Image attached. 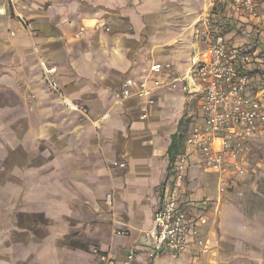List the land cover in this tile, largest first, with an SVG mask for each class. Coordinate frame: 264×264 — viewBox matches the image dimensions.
<instances>
[{
    "label": "crops",
    "instance_id": "crops-1",
    "mask_svg": "<svg viewBox=\"0 0 264 264\" xmlns=\"http://www.w3.org/2000/svg\"><path fill=\"white\" fill-rule=\"evenodd\" d=\"M257 5L259 19L221 0H22L17 11L31 37L0 0V264H101L106 254L112 264L195 263L194 252L156 253L143 239L172 190V138L185 148L201 120L203 89L192 70L216 34L230 49L251 51L248 95L264 103V81L253 76L264 68V0ZM39 58L57 67L62 93L91 120L49 91ZM155 63L175 87L159 89L142 119L141 100L116 102L115 93ZM252 145L254 192L263 198L253 209L226 201L191 153L180 200L217 205L201 229L210 240L201 264H264V159L255 154H264V135Z\"/></svg>",
    "mask_w": 264,
    "mask_h": 264
},
{
    "label": "built area",
    "instance_id": "built-area-1",
    "mask_svg": "<svg viewBox=\"0 0 264 264\" xmlns=\"http://www.w3.org/2000/svg\"><path fill=\"white\" fill-rule=\"evenodd\" d=\"M21 1L9 0V3L33 37L32 28L17 11ZM221 3L230 12L260 18L257 0H221ZM106 30L110 31L109 28ZM253 63L251 52L230 49L224 36L216 34L209 42L205 58L193 68L192 76L203 89L202 115L185 138V148L176 154L172 190L154 214V230L146 233L143 239L145 245L154 241L156 253L164 250L179 254L194 252V264H201L200 257L210 250V240L202 237L201 229L208 224L216 202L187 199L183 203L180 200L192 151L200 156L206 171L217 177L222 194L250 174L254 156L252 142L264 135V103L257 96L248 95L251 83L249 70ZM39 64L49 91L60 98L66 109L79 113L83 120H91L86 107L62 93L55 77L57 67L43 58H39ZM165 72L164 65L155 63L143 75L126 78L115 93L116 102L141 100V118L147 119L159 89L167 85L175 87V81H161L160 77ZM107 119L108 116L104 115L92 123L100 127ZM154 254H149L151 259L156 257ZM100 258L101 264H112L108 254Z\"/></svg>",
    "mask_w": 264,
    "mask_h": 264
},
{
    "label": "rangeland",
    "instance_id": "rangeland-1",
    "mask_svg": "<svg viewBox=\"0 0 264 264\" xmlns=\"http://www.w3.org/2000/svg\"><path fill=\"white\" fill-rule=\"evenodd\" d=\"M13 16L15 18H18L15 15ZM258 43H259L257 44L258 46H263V51L258 54L259 55L258 57L264 58V42H261L260 40H258ZM255 58H257V56H255ZM253 76L255 77V79H258L259 84H261L264 81V68L262 67L259 69L257 68L255 72L253 73ZM255 154H257V157L259 160L264 159V154L261 153V151H258V149L255 151ZM254 167H255V161H254L253 167L250 170L251 172L249 175L246 176L244 183L240 184L235 189H230L228 192L224 193L226 197V201H229L230 204H234V205L240 204L244 206L245 208L253 209V207H255V204H254L255 202L263 203L262 202L263 198L257 196V192H254V187H253V182H255V179H254L255 173L253 171ZM257 184H258L259 189H262L264 192V177L259 178V180L257 181Z\"/></svg>",
    "mask_w": 264,
    "mask_h": 264
},
{
    "label": "trees",
    "instance_id": "trees-1",
    "mask_svg": "<svg viewBox=\"0 0 264 264\" xmlns=\"http://www.w3.org/2000/svg\"><path fill=\"white\" fill-rule=\"evenodd\" d=\"M251 52V51H249ZM249 74H252L250 71H249ZM173 142H172V145L170 146V149H169V156H171V159H172V162L175 161V158H176V154L177 152L179 151V139H177L176 136H174L172 138Z\"/></svg>",
    "mask_w": 264,
    "mask_h": 264
}]
</instances>
